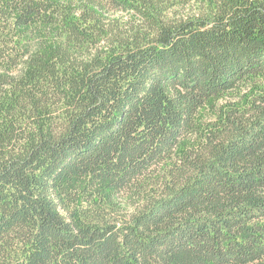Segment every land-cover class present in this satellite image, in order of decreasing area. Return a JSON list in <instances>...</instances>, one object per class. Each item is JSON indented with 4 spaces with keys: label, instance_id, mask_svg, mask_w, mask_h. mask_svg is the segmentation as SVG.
<instances>
[{
    "label": "trees",
    "instance_id": "16d2710c",
    "mask_svg": "<svg viewBox=\"0 0 264 264\" xmlns=\"http://www.w3.org/2000/svg\"><path fill=\"white\" fill-rule=\"evenodd\" d=\"M0 264H264V0H0Z\"/></svg>",
    "mask_w": 264,
    "mask_h": 264
},
{
    "label": "rangeland",
    "instance_id": "374dc122",
    "mask_svg": "<svg viewBox=\"0 0 264 264\" xmlns=\"http://www.w3.org/2000/svg\"><path fill=\"white\" fill-rule=\"evenodd\" d=\"M106 17L110 20V22H118L120 26H126L132 22H136L137 19L133 16L132 13L126 12H109L105 14ZM138 22V21H137ZM227 104V100L225 98L221 100H213L201 111V119L203 118L201 127H205L212 122H215L218 119L219 110L224 108Z\"/></svg>",
    "mask_w": 264,
    "mask_h": 264
}]
</instances>
